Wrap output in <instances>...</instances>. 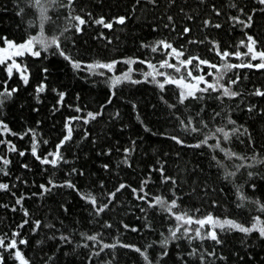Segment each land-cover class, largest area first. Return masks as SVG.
Here are the masks:
<instances>
[{"label": "trees", "instance_id": "obj_1", "mask_svg": "<svg viewBox=\"0 0 264 264\" xmlns=\"http://www.w3.org/2000/svg\"><path fill=\"white\" fill-rule=\"evenodd\" d=\"M42 16L34 0H0V38L22 43L42 30L45 37L60 44L59 49L55 45L40 49V57L25 54L18 58L26 69L27 84L16 71L9 77L6 65L0 64V94L16 89L0 103V121L10 129V133L0 130V140L10 142L0 144V157L10 161L8 165L0 162V183L9 185L8 190H0V237H5V243L26 239L27 244L18 243V250L29 264H201V256L203 264H264V238L258 232L245 235L217 228L220 243L172 240L170 229L177 226L174 216L148 203H154V197L166 202L175 199L178 207L173 213L187 212L194 218L211 214L246 227L257 216L264 221L260 210L264 163L259 162L264 161V97L254 94L257 89L264 91V69L244 67L225 73L222 82L240 93L235 98L210 91L181 104L175 85L162 90L149 80L134 79L141 83L122 81L111 89L104 75L86 68L93 62L128 59L161 62L164 57L151 51V45L160 40L182 49L185 54L180 59L198 56L218 66L225 61L217 51L246 52L241 41L247 42V36L256 39L257 50L264 51V5L259 0H56L46 18ZM75 16L87 21L80 32L75 30ZM122 16L125 24L114 23L112 29L93 22ZM249 16V27L232 19L247 22ZM185 28L190 29L186 34ZM61 50L82 67L74 68L59 55ZM227 62L248 63L249 57L233 56ZM141 67L139 62L132 67L117 63L115 71L132 68L136 73ZM200 67L201 74L215 73V69ZM237 78V84H229ZM41 84L45 91L38 93ZM58 93H64L62 103H58ZM88 113L99 115L90 119ZM71 117L81 119L71 123V139L60 149L63 158L56 166L42 164L31 154L33 143H37L38 155L51 159L48 154L63 140ZM189 117L200 131H186L181 125ZM234 127L240 132L231 135ZM216 128L231 135L230 140L221 141L224 151L215 148L211 139L199 148L187 146ZM12 145L17 151L9 150ZM125 149L130 150L127 162ZM229 151L249 159L229 158ZM252 158L257 161L252 167L236 170L235 165L251 164ZM230 172L235 175L229 176ZM165 177L171 179L165 182ZM69 182L75 187H67ZM121 184L126 187L117 192ZM41 185L51 190L45 192ZM88 192L98 204L108 203L109 193L116 195L104 212L96 214L94 206L82 198ZM144 194L145 200L138 199ZM25 220L28 223L18 227ZM15 232L20 235L14 237ZM91 235L97 241L86 239ZM166 239L168 243L162 244ZM104 244L116 246L102 249ZM135 248L146 250L148 260ZM193 249L197 255H189ZM212 252L215 256L209 255ZM13 253L0 248L3 264H18Z\"/></svg>", "mask_w": 264, "mask_h": 264}, {"label": "snow or ice", "instance_id": "obj_2", "mask_svg": "<svg viewBox=\"0 0 264 264\" xmlns=\"http://www.w3.org/2000/svg\"><path fill=\"white\" fill-rule=\"evenodd\" d=\"M154 2V0H153ZM37 5L40 4V0H36ZM259 3L264 5V0H259ZM46 18V17H45ZM75 21H77L76 25H75V30L77 32L81 31V27L83 25H85L87 23L86 20H84L83 18H81L80 16H75L74 17ZM171 17H169V20L171 21ZM232 19H234L236 22L241 23L244 25V27H249L250 26V22L252 17L249 16L248 17V21H241L239 20L238 17H233ZM95 24L102 26L103 28L106 29H112L113 28V24L114 23H118V24H125L126 22V18L125 17H118L116 18L114 21H107L103 18L100 17L99 19H96L93 21ZM205 24L207 25L208 22L206 21ZM167 27V25H166ZM215 27H220L219 24L215 25ZM190 31L189 28H185L184 29V33H188ZM0 39H4V43L7 44V48H0V64H5L6 61V57L9 59H12V63L10 65L7 66V72H8V76L11 77L12 72H13V68H16L18 71L21 70V65L19 63L16 62L15 59H13V57H21L23 55H25V53H31V55L35 56V57H40L41 56V52L39 50H33V46L34 44H39L40 47L42 48H47L49 47V45H55V47L57 49L60 48V44L57 43L56 39H52L51 41H47L45 40L43 37H41L38 41L33 38L28 40L26 43H20V44H15L11 41H7L6 38H0ZM190 43H196V41H190ZM256 44L257 41L256 39H254L252 36H247V42L245 41H241V46L245 47L247 49L246 52H240V51H236L234 53H230L227 50L224 51H217V55L221 57V59L223 61H225L223 64L221 65H217L215 63H211L206 59H202L198 56H191L187 59H180L181 57L184 56V51L182 49H177L175 47H173V45L165 40H160L158 42H156L155 45H151V51L152 52H156L159 48H162L164 50H170L167 52V55L170 56L171 58L175 59L177 61V63H171L169 62V59H164L160 64H159V68L160 69H171L172 73H176L179 74L178 76L173 75L172 73H165V72H161L157 69L156 65L152 64L151 62H147V67L150 69H153V72H148L145 74V78L146 80L151 77V80L156 82L158 84V86L163 90L165 88V85H175L177 86V88L179 89V102L181 104L184 103L185 100L191 98V99H201L202 95H198V94H205V93H209L210 91H216L222 94V97H228V98H235L238 95H240V93L238 91H234L232 90V88L230 86H225L224 84L221 83V81L224 79V75L225 73H227L228 71L232 70V69H236V68H256V69H264V51H259L256 48ZM142 47H149V45H142ZM9 49H14V51L11 52L10 56L8 55V50ZM59 55L64 57V59L68 60L72 66L76 69H80L82 67L81 63L78 61H74L72 60L71 57L65 55L64 51L61 50L59 52ZM235 57L236 59H243V57H249V62L248 63H239V64H235V63H228V59L230 57ZM255 60H259L260 62L257 64H253L251 63V61H255ZM121 61H112L110 63H95V64H88L86 65V67L88 69H96V68H100V69H107L109 72L113 71L116 67L117 63H120ZM123 63H127V64H133V63H145V61H138V60H133V59H128L125 61H122ZM195 62V63H194ZM206 66L208 68L211 69H215V79L214 82H209L206 77L205 74H198V75H193V70L197 71L198 73H202V69L200 66ZM45 72H47V69L44 70ZM24 72H26V69H24L23 71H21V78L24 81L25 84L28 83V76L24 74ZM131 72L132 69L129 68L128 72L124 73L122 76H115L111 83L113 85V87H115L116 85L120 84L122 81L125 80H130L132 83H141V81L139 80H131ZM208 76H212L213 73L212 72H208L207 73ZM157 76H161L164 77L163 82L157 81L156 77ZM238 83V78L237 79H231L229 81L230 85H235ZM205 85L204 87H201V85ZM16 91V89H11V90H7L5 89V91L0 94V96H2L3 98L0 99V103L4 102V99L10 97L14 92ZM45 91V85L41 84L37 87V92L38 93H42ZM257 96H261L264 97V91H261L259 89H257L254 93ZM60 100L58 101V103H62L63 102V98H64V93H58ZM252 109L249 108V111H251ZM77 111L79 112L80 109H77ZM99 115L94 114V113H88V117L90 119H95L96 116ZM216 115H219V113H217ZM81 119L80 117H71L68 120V123L66 124V129H67V133L64 136L63 140L60 142V144L57 145L56 147V151L54 152H50L48 154V156H51L52 159H48L47 156L45 157H41L40 155H38L37 153V143H33L32 148H31V154L37 159L40 160V162L42 164H50L52 166H56L58 164V162L63 158L62 154L60 152V149L63 147L64 143L67 142L68 140L71 139L72 136V131L73 128L71 126V123L73 120H78ZM88 120L85 119L84 123H87ZM229 124H233L235 125V121L229 119L228 121ZM181 125L185 128L186 131H191V132H198L200 131V129H198L197 127L192 126L193 125V118L189 117L187 119V121L185 122L184 120H181ZM204 128H207V124L203 125ZM0 130H2L3 132H9L10 133V129L8 128V126L6 124L3 123V121H0ZM31 131V130H29ZM240 132L239 128H233L231 130V135H236L237 133ZM216 133L222 134L223 139L225 141H228L231 139V135L229 134V132H226L224 130V128H216L215 132L212 133L211 135L209 134H204V138L196 143L195 145H187L189 147H196L199 148L201 146L207 145L208 144V140L212 139ZM33 135H35L33 133ZM171 139H173L177 144H181L184 145V141L179 139L176 136L171 137ZM4 143H10L4 140H0V144H4ZM46 143V141H45ZM215 148L220 149L221 151H224L223 148H221V144L220 141L217 140L216 144L214 145ZM10 151H17L15 145H12L11 148L9 149ZM130 150L129 149H125V161L127 162V154ZM20 156H24L25 153L24 152H19ZM227 155L229 156V158H234V159H239L242 161H246L249 158L246 156H239L237 153L235 152H228ZM213 159H215V157H213ZM253 159V163L251 164H239V165H235L236 170L238 171L240 167H252L254 165V163H256L257 161L255 160V158ZM0 162H2L3 165H8L10 163V161L7 158L4 157H0ZM260 163H264V161H259ZM219 163V161H218ZM25 168L28 167V165H24ZM105 168H107V165H104ZM0 171H3V169H0ZM162 171V169H161ZM5 175H7V173H5ZM229 176H233L235 175V172H230L228 173ZM252 173H249V176H251ZM169 179H171L170 177H165V182H167ZM145 183H147V181H145ZM174 183V181H173ZM49 184L52 185V187H56V185L52 184L51 181H49ZM67 187L70 188H74L75 186L73 184H71L70 182L67 184ZM126 186L121 184L119 186V188L116 190L117 192L120 191V189L125 188ZM9 185L5 184V183H0V190H8ZM41 188L47 192L50 191V188H46L44 185H41ZM79 191V190H77ZM133 193L137 192V189H132ZM140 192L144 191V187L143 185L141 186V189L139 190ZM109 201L108 203H111L112 199L115 198L116 193H109ZM147 194L144 195H140L138 196V199L141 200H145L146 199ZM82 198L86 199L88 202H90L93 206H94V210L96 212V214L102 213L104 212L107 208H108V203H99L97 202V198L95 196H93L90 192L88 193H83L82 194ZM23 197L17 199L16 203L19 205L22 202ZM154 203L152 201H148L149 206L150 207H155L157 205L162 206L164 208L167 209L168 213L170 215L174 216V219L177 221V226L174 229H170V233H171V239L172 240H179L182 238H187L190 241L191 240H195V239H200V240H204V239H211L213 241H216V243H220V239L218 236V233L215 229L219 228L221 231L228 229V230H236L239 231L240 233H244L245 235L251 234L253 232H258L259 236L261 238H264V221H261V219L257 216L254 218L253 222L251 223L250 226H244L241 223H238L234 220L231 219H224V220H220V219H216L214 218L211 214H208L206 216H204L203 218H194L192 215H190L187 212H183V213H173V209H176L177 203L176 200L173 199L171 202H166L165 200H163L161 197H154ZM246 199V197L241 196V200ZM15 210V209H13ZM262 211H264V205L261 206ZM199 211V210H197ZM25 216H28V212L25 211L24 212ZM28 221L25 220L23 221V223L21 225H19L18 227H23L24 224H27ZM192 225H197V227L192 228ZM108 227H111V225H107ZM210 226V230L207 232H202V229L209 227ZM40 227V222L36 221L34 223V228L38 229ZM125 227L127 228L128 226L125 225ZM132 231H136V229H132ZM20 233L19 232H15L13 233V236H19ZM62 240H68V237H61ZM86 239L91 240V241H97L98 237L95 235H91V236H86ZM18 243L21 245L27 244V240L26 239H19V241H17V239L13 238L11 240H9V242L6 244L5 243V237H0V248H4L6 250H16L14 252V256L15 259L19 261V264H29L28 260L25 259V257L22 255L21 251L18 250ZM168 243L167 239L162 241V244L166 245ZM87 246V245H85ZM116 245H108V244H104L102 246L103 248H109V247H115ZM123 247H131L130 245H122ZM151 245H149L150 247ZM101 249V250H102ZM135 251L140 252L142 255H144V259L148 260V256L146 255V250L144 252L141 251L140 248H135ZM162 255H167V252L162 253ZM189 255H197V250L193 249L191 253H189ZM209 255L215 256V252L209 253ZM201 259V264H203V256L200 257ZM0 264H3V257L0 256ZM149 264H151V262H149Z\"/></svg>", "mask_w": 264, "mask_h": 264}, {"label": "rangeland", "instance_id": "obj_3", "mask_svg": "<svg viewBox=\"0 0 264 264\" xmlns=\"http://www.w3.org/2000/svg\"><path fill=\"white\" fill-rule=\"evenodd\" d=\"M56 0H40V4L39 5H37V3H36V0H34V4H35V7H36V9H37V11L39 12L40 11V13H42V19H44V16L46 17L47 16V11H48V9H49V7L50 6H52L53 4H54V2H55ZM40 26H41V28H42V26H43V22L41 21V23H40ZM41 37H43L45 40H47V39H50V38H47V37H45L44 36V34H43V32H42V30H39L38 31V33L36 34V35H34V36H32L31 38H29L28 40H30V39H33V38H35L37 41L41 38ZM53 39V38H52ZM52 39H50V40H47V41H51ZM27 40V41H28ZM7 41H11V42H13L12 40H7ZM27 41H25V42H22V43H26ZM13 43H15V42H13ZM15 44H20V43H15ZM156 43H154L153 45H155ZM50 46V45H49ZM0 48H7V44L6 43H3L2 45H0ZM245 48V47H244ZM40 49H43L42 47H40V45L37 43V44H34V46H33V50H40ZM246 49V48H245ZM12 51H14V49H9L8 50V55L10 56V54H11V52ZM168 51H170V50H164V49H162V48H159L158 50H157V54H160L161 56H163L164 57V59H169V62H171V63H177V61L175 60V59H173V58H171L170 56H168L167 55V52ZM246 51H247V49H246ZM25 54H31V53H25ZM18 58L19 57H13V59H15L16 60V62L17 63H19L20 64V62H19V60H18ZM163 61V60H162ZM161 61V62H162ZM161 62H151L152 64H154V65H156V67H157V69L159 70V71H161V72H165V73H172V70L171 69H167V68H165V69H160L159 68V64L161 63ZM12 63V59H9V58H7L6 57V61H5V65H6V71H7V66L8 65H10ZM95 63H98V62H93V63H89V64H95ZM99 63H110V62H99ZM120 63H123L122 61L120 62ZM124 65H127V67H132V64H127V63H123ZM21 65V64H20ZM88 65V64H87ZM119 67V66H118ZM87 68V67H86ZM25 68L21 65V70L20 71H18L16 68H13V72L14 71H16V72H18V74L20 75V77H21V71H23ZM88 69V68H87ZM132 69V68H131ZM116 70V67H115V69L113 70V71H111V72H109L107 69H100V68H96V69H88V71H90V72H93V73H99V74H102V75H104V77L105 78H107V80H108V83H109V85H110V88L112 89V87H113V85H112V83H111V81H112V79L115 77V76H122L124 73H126V72H128V70L129 69H127V70H125V71H122V72H116L115 71ZM118 70V69H117ZM154 70L153 69H150V68H148L147 67V62H145V63H142V67H141V70L139 69L136 73L135 72H133V70H132V72H131V80H134V79H145L146 80V78H145V74L146 73H148V72H153ZM12 72V73H13ZM8 73V72H7ZM24 74L25 75H27V73L26 72H24ZM173 75H176V76H178L179 74H176V73H172ZM198 74H201V73H196V74H194L193 73V75H198ZM205 77H206V79L209 81V82H214V79H215V73L212 75V76H207L206 74H205ZM163 79H164V77H161V76H157L156 77V80L157 81H160V82H163ZM147 80H149L150 82H152L153 84H157L156 82H154V81H152L151 80V77H149ZM125 81H128V80H125ZM221 83L222 84H224L222 81H221ZM158 85V84H157ZM225 85V84H224ZM205 85H201V87H204ZM225 86H227V85H225ZM179 90V89H178ZM222 137V138H221ZM217 140H219L220 141V144H221V141L223 140V136H222V134H219V133H216L215 134V136L211 139V141H213L212 143H213V145H215L216 144V142H217ZM51 159H52V157H51ZM216 219H220V220H224L223 218H216ZM195 227H197V225H194V228ZM210 230V226L209 227H206V228H204V229H202V232H207V231H209ZM16 250H14V252H15ZM13 255H14V253H13ZM15 257V256H14ZM18 261V260H17ZM18 264H19V261H18Z\"/></svg>", "mask_w": 264, "mask_h": 264}]
</instances>
